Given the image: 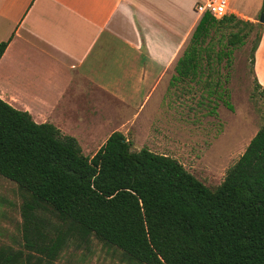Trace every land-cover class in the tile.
<instances>
[{"label":"trees","instance_id":"obj_1","mask_svg":"<svg viewBox=\"0 0 264 264\" xmlns=\"http://www.w3.org/2000/svg\"><path fill=\"white\" fill-rule=\"evenodd\" d=\"M225 25L243 26L229 45L248 37L240 34L244 28L257 30L260 41L259 25L205 15L179 73L198 67L193 62L213 41L212 29ZM7 46L0 45V59ZM258 87L264 102V86ZM0 176L24 195V248L1 246L0 264H54L68 241L92 238L136 264H264V124L212 190L178 160L133 150L121 132L86 157L75 138L0 98Z\"/></svg>","mask_w":264,"mask_h":264},{"label":"crops","instance_id":"obj_2","mask_svg":"<svg viewBox=\"0 0 264 264\" xmlns=\"http://www.w3.org/2000/svg\"><path fill=\"white\" fill-rule=\"evenodd\" d=\"M198 1L0 0V98L75 138L86 157L121 132L134 150L177 160L162 121L196 71L177 69L202 20ZM229 3L228 16L260 26L253 76L264 86V0Z\"/></svg>","mask_w":264,"mask_h":264},{"label":"rangeland","instance_id":"obj_3","mask_svg":"<svg viewBox=\"0 0 264 264\" xmlns=\"http://www.w3.org/2000/svg\"><path fill=\"white\" fill-rule=\"evenodd\" d=\"M240 28L225 25L220 31L212 29L213 41L208 39L203 45L201 63L183 81L185 96L170 98L172 107L181 108V115L171 106L163 114L162 123L170 128L166 134L169 151L212 190L223 183L229 168L238 162L264 124V102L253 76L257 30L244 28L240 34L248 37L229 45L231 34ZM23 202L18 184L0 176V247L24 248ZM41 216L52 224L56 222L49 213ZM54 264L136 263L121 250L92 238L88 243L68 241Z\"/></svg>","mask_w":264,"mask_h":264},{"label":"built area","instance_id":"obj_4","mask_svg":"<svg viewBox=\"0 0 264 264\" xmlns=\"http://www.w3.org/2000/svg\"><path fill=\"white\" fill-rule=\"evenodd\" d=\"M229 4V0H199L195 9L202 18L209 15L216 20H221L229 15Z\"/></svg>","mask_w":264,"mask_h":264},{"label":"water","instance_id":"obj_5","mask_svg":"<svg viewBox=\"0 0 264 264\" xmlns=\"http://www.w3.org/2000/svg\"><path fill=\"white\" fill-rule=\"evenodd\" d=\"M262 21H264V15H262Z\"/></svg>","mask_w":264,"mask_h":264}]
</instances>
